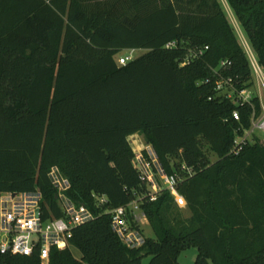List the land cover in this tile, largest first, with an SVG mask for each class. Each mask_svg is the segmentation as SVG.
<instances>
[{
  "label": "trees",
  "instance_id": "16d2710c",
  "mask_svg": "<svg viewBox=\"0 0 264 264\" xmlns=\"http://www.w3.org/2000/svg\"><path fill=\"white\" fill-rule=\"evenodd\" d=\"M227 1L264 68V0ZM128 49L144 52L120 64ZM222 78L238 90L254 83L219 0H0V192L40 190L45 218L62 217L49 175L58 166L69 197L97 216L52 245L49 264H142L145 256L179 264L191 246L195 264H264V138L253 134L233 151L262 104L220 93ZM136 133L168 174L181 175L186 207L168 191L145 197ZM133 200L155 233L139 247L120 238L107 212ZM0 258L41 264L37 250Z\"/></svg>",
  "mask_w": 264,
  "mask_h": 264
},
{
  "label": "built area",
  "instance_id": "2783aa9c",
  "mask_svg": "<svg viewBox=\"0 0 264 264\" xmlns=\"http://www.w3.org/2000/svg\"><path fill=\"white\" fill-rule=\"evenodd\" d=\"M170 45H175V42L168 44V46ZM247 48L246 52L253 69V75L255 74L259 86V95L251 89L252 86L236 89L233 78H222L217 81V89L220 93L227 94L229 97L235 93L239 103H250L255 96H258L262 104L261 114L258 117L253 114L251 129L246 132L244 137L236 140L233 151L240 150L241 144L253 136L254 130L264 131V97L262 95L264 68L260 65L254 50L250 46ZM205 49H208V46L196 51L195 55L203 54ZM136 56V49H128L125 54L119 56V63L126 64ZM229 64L231 62L227 60H222L220 63L221 66ZM233 117L239 119V112L234 111ZM135 139L140 141L138 137ZM139 144L140 142L132 143L135 153L133 163L141 181L147 185L145 197L149 200H156L163 191H168L180 208L186 207L187 201L178 189L182 180L181 175L168 174L159 162L153 146L145 143L144 145L140 144L141 147ZM182 170L189 175L193 173L192 168L186 164H183ZM49 175L57 190L56 195L64 215L45 218L42 205L43 194L40 190L20 193L0 192V255H31L37 250L40 254L41 264H49V251L52 245L68 243L76 227L96 219V213L91 207L69 197L67 192L71 183L58 166H53ZM141 200H133L127 205L107 209L112 217L113 229L129 247H139L146 239L145 234L133 225V221L141 223L142 219L146 217L140 206ZM99 201L101 205L106 204V196H99ZM0 264H5L1 258Z\"/></svg>",
  "mask_w": 264,
  "mask_h": 264
},
{
  "label": "rangeland",
  "instance_id": "374dc122",
  "mask_svg": "<svg viewBox=\"0 0 264 264\" xmlns=\"http://www.w3.org/2000/svg\"><path fill=\"white\" fill-rule=\"evenodd\" d=\"M222 5L223 8L228 16V19L230 21V23L232 24V26L234 27L236 34L238 36V39L241 43V45L244 47L245 51H247L246 49H248L247 47L250 46L253 49V47L251 46L248 37L246 36L245 32L243 31V28L240 24V22L238 21L234 11L232 10V8L230 7L229 3L227 0H219ZM144 50H137V54H141L143 53ZM125 54V51H122L121 53H119L118 56ZM253 79H254V83L251 87L252 90H254L255 94L259 95V86L258 83L256 81L255 78V74L253 75ZM262 95L264 97V89L262 88ZM256 135H259L261 137L264 138V131L262 130H254V133ZM135 137H138L139 140L135 139ZM250 138H253V136H251ZM130 142H140V144L144 145L146 143L145 138L142 134H136L133 136V138L130 137ZM139 144V145H140ZM142 145H140L142 147ZM211 158L212 160H216L217 156L211 154ZM143 232L145 233L146 236L151 237L154 236L155 233L153 231V228L151 227V225L149 224L148 219L145 217L144 219H142L141 223H140ZM74 255L80 259L81 258V252L76 249V248H72ZM198 256V248L196 246H191L186 248L185 250L182 251V253L180 254L179 257V264H195L196 262V258ZM151 261V256H145L142 260V264H150Z\"/></svg>",
  "mask_w": 264,
  "mask_h": 264
},
{
  "label": "crops",
  "instance_id": "0c3cea01",
  "mask_svg": "<svg viewBox=\"0 0 264 264\" xmlns=\"http://www.w3.org/2000/svg\"><path fill=\"white\" fill-rule=\"evenodd\" d=\"M137 134V133H136ZM136 134H134V135H136Z\"/></svg>",
  "mask_w": 264,
  "mask_h": 264
}]
</instances>
